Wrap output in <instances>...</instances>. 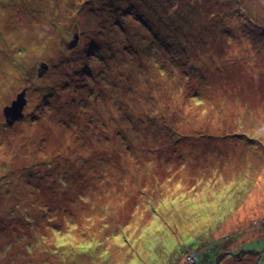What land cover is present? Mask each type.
I'll use <instances>...</instances> for the list:
<instances>
[{
  "label": "rangeland",
  "instance_id": "1",
  "mask_svg": "<svg viewBox=\"0 0 264 264\" xmlns=\"http://www.w3.org/2000/svg\"><path fill=\"white\" fill-rule=\"evenodd\" d=\"M222 1L0 0V264H264V30Z\"/></svg>",
  "mask_w": 264,
  "mask_h": 264
},
{
  "label": "trees",
  "instance_id": "2",
  "mask_svg": "<svg viewBox=\"0 0 264 264\" xmlns=\"http://www.w3.org/2000/svg\"><path fill=\"white\" fill-rule=\"evenodd\" d=\"M217 6H218L217 14L225 12L227 14H230L231 18L238 17L240 20H242L243 28L246 29L248 27V29L251 30V28L254 27V30L257 33L260 32V29L257 28V26H260L264 30V4H262V6L260 7L259 12L255 10L256 9L255 6L248 4L246 0H223L222 3L218 2ZM169 8L173 9V6H170ZM241 32L243 34L247 33V35H249L248 34L249 32L245 33L242 29ZM261 33L258 34V36L261 35ZM239 38L241 39L242 37ZM261 144L262 143H260L259 147H261ZM30 247H32V245ZM194 253L195 252H192V254ZM201 255H205L209 259L214 258V256L211 255V253L204 251L199 255L198 257L199 260L196 261L197 264H201L202 262ZM211 264H214V261Z\"/></svg>",
  "mask_w": 264,
  "mask_h": 264
},
{
  "label": "water",
  "instance_id": "3",
  "mask_svg": "<svg viewBox=\"0 0 264 264\" xmlns=\"http://www.w3.org/2000/svg\"><path fill=\"white\" fill-rule=\"evenodd\" d=\"M47 68L46 64L43 63L39 67L43 71H45ZM24 90L19 93L18 97L11 102L10 107H6L3 110V116L6 118V124L8 127H10L14 122H22L24 115H23V110L26 106V98L24 94ZM10 124V125H9Z\"/></svg>",
  "mask_w": 264,
  "mask_h": 264
},
{
  "label": "bare ground",
  "instance_id": "4",
  "mask_svg": "<svg viewBox=\"0 0 264 264\" xmlns=\"http://www.w3.org/2000/svg\"><path fill=\"white\" fill-rule=\"evenodd\" d=\"M19 95V94H18ZM18 95L15 97V99L18 97ZM14 99V100H15ZM13 101V100H12ZM10 107V106H9ZM6 119V118H5ZM16 122H14L12 125H14ZM7 125V124H6ZM10 125V124H9ZM12 125L10 126V128L12 127ZM8 127V126H7ZM23 255H21V257H22ZM184 257H186V256H184ZM187 258V261H189L190 260V258L189 257H186ZM193 260V259H192Z\"/></svg>",
  "mask_w": 264,
  "mask_h": 264
}]
</instances>
